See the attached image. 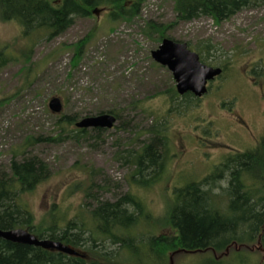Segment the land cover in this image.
Masks as SVG:
<instances>
[{
  "label": "rangeland",
  "instance_id": "rangeland-1",
  "mask_svg": "<svg viewBox=\"0 0 264 264\" xmlns=\"http://www.w3.org/2000/svg\"><path fill=\"white\" fill-rule=\"evenodd\" d=\"M107 14L103 9L91 17L77 18L48 40L42 31L23 34L18 23L0 18V50L12 58L0 69V172H9L11 159L14 154L21 159V152L24 157L43 160L48 176L21 193L18 203L33 215L35 225L55 221L59 229L81 219L87 231H95L89 210L96 203L85 195L90 185L89 191L102 201L130 191L150 215L129 229L134 240L136 236L144 239L168 230L159 221L166 206L175 201L176 189L212 173L224 154L254 146L256 141L242 129L243 122L254 135L264 134V101L260 98L264 89V6L241 9L220 24L202 16L177 22L166 31L174 40L188 41L195 51L197 45L209 41L206 64L225 66L202 97L179 107L167 93L175 84L172 74L151 57L160 42L142 31L149 19L173 21L172 1L146 0L140 15L130 22L110 21ZM83 38L87 40L73 65L69 44ZM261 67L256 74L254 69ZM52 97L62 102L58 114L48 108ZM106 110L117 112V125L112 129L97 135L90 132L79 141L44 139L59 133L58 115H73L77 121ZM154 121L162 124L167 137L165 171L152 186H141L129 180L131 169L114 157L118 150L133 146L126 144L132 133L141 134L135 147L146 142L147 129ZM67 128L75 129L73 124ZM31 136L42 138L25 145ZM96 185L105 190L98 191ZM105 244L108 249L117 248L108 241ZM135 245L138 253L123 250L119 258L155 264L146 258L141 243L135 241ZM263 257L264 250L254 242L231 246L222 253L175 251L166 264H261Z\"/></svg>",
  "mask_w": 264,
  "mask_h": 264
},
{
  "label": "trees",
  "instance_id": "trees-1",
  "mask_svg": "<svg viewBox=\"0 0 264 264\" xmlns=\"http://www.w3.org/2000/svg\"><path fill=\"white\" fill-rule=\"evenodd\" d=\"M145 1L0 0V18L18 23L23 34L42 31L48 40L63 33L77 18L91 17L103 9L107 10L110 21L130 22L140 15ZM171 1L174 22L162 23L152 19L145 22L142 31L155 42H161L165 37L170 38L166 31L180 21L187 22L207 16L215 24H220L241 9L259 4L264 6V0ZM86 40L87 38H83L69 44L73 51V65L79 60ZM186 43L190 45L188 41ZM196 47L201 61L206 63L205 57L211 51L209 41ZM201 49L205 51H200ZM11 60L12 58L3 55L0 50V69ZM167 93L177 107L198 100L188 95L179 96L173 84ZM102 112L117 116V112L113 110L98 113ZM74 121L73 115H58L56 125L59 133L53 138L44 139L60 141L66 138L79 141L90 132L97 135L102 131L96 128L68 130L67 126L74 124ZM147 133V141L138 147L134 144L138 142L137 138L141 134L132 133L126 144L133 146L118 150L114 157L121 165L131 169L128 173L129 180L141 186H152L161 178L167 159V137L162 124L154 121ZM41 138L31 136L25 145H31ZM16 155L10 161L9 172H0V229L23 228L37 238L71 246L79 254L69 255L55 249L14 243L0 238V264H139V259L133 263L130 258H119V252L123 250L138 253L135 241L142 244L146 258L155 264L168 263L170 253L175 251L212 250L222 253L231 246L254 242L264 250V136L253 147L224 154L212 173L176 189L175 201L166 206L159 221L168 230L159 234L150 233L144 239L136 236V240L130 235L129 229L140 218L150 217L142 200L126 191L114 200L102 201L89 191L92 185L87 188L85 195L96 203L90 208L89 214L92 227L102 236L100 240L93 229L86 230L81 219L80 222H67L63 229L57 228L55 221L46 226L35 225L33 215L18 203V197L45 179L49 170L39 157H24L21 152V159L18 160ZM219 181H224L225 185ZM96 186L98 191L105 190L104 186ZM105 241L117 245V248H106ZM78 248L84 249L85 253ZM213 260L221 263V260ZM261 264H264V257Z\"/></svg>",
  "mask_w": 264,
  "mask_h": 264
},
{
  "label": "water",
  "instance_id": "water-1",
  "mask_svg": "<svg viewBox=\"0 0 264 264\" xmlns=\"http://www.w3.org/2000/svg\"><path fill=\"white\" fill-rule=\"evenodd\" d=\"M152 59L161 66L166 67L175 81V89L178 94L192 93L195 97H201L207 92V82L219 76L222 68L207 65L200 61L199 55L192 51L186 42L163 38L156 49L151 51ZM49 110L58 114L62 110V102L58 97H52L48 102ZM116 118L108 112L87 115L74 122L77 129L100 128L112 129ZM0 238L5 240L39 246L45 249H55L69 255H78L71 246L50 239L37 238L23 228L8 230L0 229Z\"/></svg>",
  "mask_w": 264,
  "mask_h": 264
},
{
  "label": "flooded vegetation",
  "instance_id": "flooded-vegetation-1",
  "mask_svg": "<svg viewBox=\"0 0 264 264\" xmlns=\"http://www.w3.org/2000/svg\"><path fill=\"white\" fill-rule=\"evenodd\" d=\"M187 46L192 50V51H195L194 49H192L191 48V46L190 45H188L187 44ZM196 52V51H195ZM197 53V52H196ZM198 54V53H197ZM199 55V54H198ZM199 59H200V61H201V58H200V55H199ZM155 62V61H154ZM202 62V61H201ZM204 63V62H203ZM158 64V63H157ZM206 64V63H205ZM208 65V64H207ZM212 66V65H211ZM216 66H219V67H221L222 68V73L225 71V68L223 67V66H221V65H216ZM166 68V67H165ZM224 68V69H223ZM263 69V67H261V68H255L254 70H255V73L256 74H258L259 72H261V70ZM170 72V71H169ZM171 73V72H170ZM222 73L220 74V75H222ZM219 75V76H220ZM219 76H217V77H219ZM217 77H215L214 79H216ZM214 79H212V80H210V81H208L207 82V91H208V89H209V87H210V84L212 83V81L214 80ZM174 80V79H173ZM174 83H175V81H174ZM174 88H175V84H174ZM176 90V89H175ZM176 93H177V91H176ZM178 94V93H177ZM178 95H180V96H184V95H188V96H192V97H194L195 99L197 98V99H199L200 97H195L192 93H190V92H186V93H184V94H178ZM260 98L264 101V89H262L261 90V93H260ZM202 97V96H201ZM111 114H113V113H111ZM263 114H264V112H263ZM114 115V114H113ZM115 116V118H116V123H117V120H118V118H117V116L116 115H114ZM239 119H240V117H239ZM241 121H242V119H240ZM243 122V121H242ZM115 123V125H117ZM86 129H93V128H86ZM96 129H98V130H106V129H100V128H96ZM242 129H244V131L246 132V133H248L251 137H253V139L252 140H254V141H256L255 142V144L254 145H256V144H258V142H259V139L262 137V136H264V134L263 135H258V136H256V135H254V133L251 131V129H250V127H249V125L248 124H246V122H243V127H242ZM81 130V129H80ZM82 130H84V129H82ZM101 131V132H102ZM230 131H231V129H230Z\"/></svg>",
  "mask_w": 264,
  "mask_h": 264
}]
</instances>
